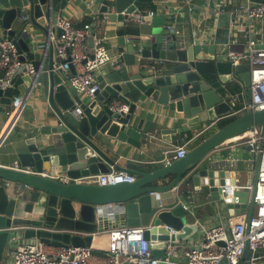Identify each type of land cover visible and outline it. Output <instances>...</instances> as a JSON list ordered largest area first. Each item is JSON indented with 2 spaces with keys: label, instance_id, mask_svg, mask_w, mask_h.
Wrapping results in <instances>:
<instances>
[{
  "label": "water",
  "instance_id": "95a60500",
  "mask_svg": "<svg viewBox=\"0 0 264 264\" xmlns=\"http://www.w3.org/2000/svg\"><path fill=\"white\" fill-rule=\"evenodd\" d=\"M69 1L16 0L9 7L0 6V38L11 40L19 54V65L12 71L9 85L0 90V105L12 106L28 93L27 101L38 84L40 95L53 113L46 125L38 124L30 136L10 143L15 160L26 171L0 166V261L11 237L53 246H91L103 232L134 226L145 227L144 238L152 257L164 258L168 241L189 242L201 236L194 216L200 203L207 200L205 204L224 207L230 216L246 214L248 232L263 141H258L255 151L252 145H245L246 158H253L245 159L244 167L225 163L219 154L213 155L216 148L254 127H259L264 136V109L237 113L231 98H225V91L217 87L219 82L239 79L248 100V66L232 65L226 52H220L215 44L181 48L173 43L163 48L164 17L146 16L145 21L152 24L151 43L141 56L163 62L153 64L145 74L129 73L124 67L103 70L95 77L98 90L94 97L80 98L62 83V71H55L57 64L48 39L60 33L51 22L55 14H62ZM151 1L134 0L119 20H127L131 12ZM107 12L104 4L100 13ZM32 29L46 36L42 52L36 51L39 44H34ZM93 33L90 25L86 52L90 56L94 51ZM128 48L132 50V45L128 44ZM45 53L48 61L41 67ZM150 102L165 112L167 127L161 132L171 135L166 139L168 144L175 136L197 142L185 156L162 159L148 171L131 161L120 166L102 150L105 141L98 135L138 146L127 128ZM113 103L126 104L127 112H119ZM233 115L232 121L215 129L220 120ZM139 123L137 128L141 129L142 118ZM111 169L130 173L135 180L96 185L65 183L57 177L78 178ZM238 170L246 171V178L238 177ZM180 185L197 193L187 201L192 204L189 207ZM186 195L190 198L192 192L187 190ZM93 254L99 255L94 249ZM251 259L252 264L263 261L264 249L252 251L246 241L240 263ZM223 264H227L226 260Z\"/></svg>",
  "mask_w": 264,
  "mask_h": 264
},
{
  "label": "built area",
  "instance_id": "2783aa9c",
  "mask_svg": "<svg viewBox=\"0 0 264 264\" xmlns=\"http://www.w3.org/2000/svg\"><path fill=\"white\" fill-rule=\"evenodd\" d=\"M189 1V0H188ZM254 2L251 0H207L209 12L213 15L215 23L211 28V35H216L217 20L225 10V4L230 3L231 15L237 14L246 19L248 23L262 21L264 19V0ZM178 2V1H177ZM182 2H180L181 4ZM183 5H187V0H183ZM188 7V6H186ZM167 20L163 23L162 44L163 48L176 43L178 47L185 48L193 45H208L205 37H195L184 31L179 25V9L166 6ZM189 9V8H188ZM153 9L147 12L137 9L129 14V21L137 24V31L124 35L126 41L136 40L135 51L139 57L143 49L149 47L151 35L145 36L142 33L140 23L145 21L146 16H154ZM107 13L92 14L90 25L107 21ZM52 25L60 30L56 36L50 35L49 41L52 43L54 54L57 58L55 70L60 69L63 73L62 83L68 89L73 90L82 98H93L98 90L96 82V71L104 64L112 60V56L105 44L106 37L94 31L93 55H87V37L89 27H77L69 19L57 16L52 19ZM1 33V32H0ZM194 34V30L191 31ZM251 37L245 46H237L235 43L227 42L221 44L222 50L226 52L227 59L232 65L244 63L249 69V99L243 103L239 112L256 111L264 109V32L263 30L250 31ZM1 37V35H0ZM188 37V38H187ZM33 38V37H32ZM19 54L13 42L7 38H0V90H4L9 85V77L19 65ZM163 60H158L161 64ZM28 69L32 73V67L28 64ZM28 93L19 98L7 112V120L2 128V134L7 133L6 128L10 125L12 118L26 102ZM243 93L232 95L231 101L235 105L239 102ZM123 114L128 107L123 103H113ZM147 139L154 138L152 133L144 130ZM247 133V135H246ZM245 134L234 138V141L243 145H252L253 151L257 150L258 141H263L264 136L260 135L259 127H254ZM174 158H181L188 152L186 144L177 145L174 150ZM245 160V159H244ZM242 160V161H244ZM251 161V157L247 158ZM231 163L230 159L224 160ZM12 169L26 171L15 162ZM65 183H87L96 185H115L122 182L131 183L135 176L125 171L111 169L107 173L87 175L78 178L67 176L59 177ZM251 188V187H250ZM249 188V189H250ZM254 209L249 222V229L246 232V214L227 219L224 223H217L207 227L201 238L188 245H178V243L168 241L165 248L164 258H154L148 248L149 242L144 238L145 227H123L107 231L108 246L106 257L94 255L92 246H65L47 245L38 240H27L19 243L17 237H11L7 247L13 245L9 258H2L0 264H171L175 250L181 248L184 262L181 264H252V259L245 263H240L245 242L248 241L249 249H264V146L262 149V162L259 169L257 182L254 190ZM216 205V204H213ZM199 211V210H198ZM199 214V212H198ZM198 214L194 216L197 220ZM228 226V229L227 227ZM7 251V250H6Z\"/></svg>",
  "mask_w": 264,
  "mask_h": 264
},
{
  "label": "crops",
  "instance_id": "0c3cea01",
  "mask_svg": "<svg viewBox=\"0 0 264 264\" xmlns=\"http://www.w3.org/2000/svg\"><path fill=\"white\" fill-rule=\"evenodd\" d=\"M16 0H0V6L5 5L9 7L10 4ZM134 0H70L67 5L62 10V14H55L54 18L57 16H62L69 19L77 27H85L90 25V20L92 14L100 13L103 5L106 4L107 12L109 18L105 22L94 24L93 29L97 33H101L106 37L105 44L112 56V60L104 64L100 69L96 71V77L102 73L103 70L107 72L114 69H119L124 67L127 72H139L145 74L149 72L150 67L157 63L158 60L152 58L139 57L135 51V46L137 41H126L124 35L132 28L128 27L130 24L129 19L119 20V15H121L133 2ZM178 1V2H177ZM180 2H182L180 4ZM207 0H187V5H183V0H152L146 6L139 8L147 12L150 9L155 11L154 16L164 17L163 23L167 20V13L165 7L168 5L171 8L179 9L178 23L188 34V37L194 35L195 37H205L210 44H215L217 49L221 52V44L231 42L235 43L237 46H245L251 37L250 31L253 30H263L264 32V19L262 21H254L248 23L246 19L237 14L231 15L229 8L232 4H225V10L221 13L219 19L217 20L216 35H211V28L215 23L213 15L209 12L207 7ZM188 6V7H186ZM189 8V9H188ZM222 20H226L227 24H222ZM137 27V26H136ZM143 35H151L152 24L150 22L140 23V27ZM132 30V29H131ZM194 30V34L191 31ZM31 36L33 37L34 44H39L36 51L42 52L44 49L43 44H46V36L36 29H32ZM187 37V38H188ZM128 44L132 45V50L128 48ZM207 46V45H206ZM53 59L57 64V58L53 51ZM47 53L40 60V66H44L47 63ZM56 68V67H55ZM54 68V69H55ZM57 72V70H55ZM43 75V72H41ZM63 76V73H62ZM63 78V77H62ZM41 80H38V82ZM36 85L34 91L29 95L27 101L22 104L23 106L12 118L10 125L6 128L7 133L2 134V128L4 127L6 120L8 118L6 112L12 106L0 105V166H8L12 168L13 164L17 162L14 158V153L11 151L10 143L19 137H27L32 134L36 129L35 127L39 124L47 123V119L52 117V110L48 106L47 101L43 96L40 95L39 89ZM217 87L225 91L224 97H231L235 94L237 88H241V93L243 97H240L239 102L245 103L246 101V88L244 84L239 79L232 78L227 83H217ZM39 88V87H38ZM72 94H76L73 90L69 88ZM245 91V92H244ZM82 98V97H80ZM144 110L140 115L134 117L132 125L127 128L129 137L139 143L138 146L131 145L130 143L119 141L116 138L104 137L103 135H98L103 141H105L101 148L102 150L116 163L120 166H124L127 162L131 161L137 163L141 170L148 171V168L162 160H172L175 159V152L173 151L177 145L186 144L187 150L196 144V142H188L185 136H175L172 138V143L168 144L166 139H169L171 135L169 133H162L161 131L167 126L164 124L163 112L156 104L148 103L147 106H143ZM166 115V114H165ZM143 119L141 129H138V124H140V119ZM217 126H215V129ZM144 130L152 133L154 138L147 139L145 137ZM233 140V139H231ZM245 145L239 144L234 141H227L213 152V155L219 154V157L223 162L226 159H230L231 163L235 166L244 167L246 163L244 159H247L244 153ZM245 156V157H244ZM253 157H251L252 159ZM244 160V161H242ZM18 163V162H17ZM241 179L246 178V171L240 173L238 170V177ZM179 190L182 192V198L185 200L187 207L189 204V199L195 196L197 193L191 191L192 189H187L184 185H180ZM192 192L190 198L187 197L186 192ZM207 199V198H206ZM208 203V200L204 203H200L197 212L198 218L194 220L198 223L201 229V235L203 231L217 223H224L226 225L227 219L230 217H237L242 214L228 215L227 210L222 208H215L213 204ZM215 204V203H214ZM228 229V226H226ZM122 228V227H121ZM200 237L193 241L198 240ZM27 239L18 238L19 243L25 242ZM193 241L180 242L178 245H188ZM91 246L94 250L99 253V256L105 254L106 248L108 246V233L103 232L102 234L96 236ZM13 247V245H12ZM11 246L7 247V251L3 256L4 259L9 258ZM105 250V251H104ZM173 261L171 264H181L184 262L183 256L181 254V248L175 250L173 256H170ZM132 264V263H123ZM259 264H264V260Z\"/></svg>",
  "mask_w": 264,
  "mask_h": 264
},
{
  "label": "trees",
  "instance_id": "16d2710c",
  "mask_svg": "<svg viewBox=\"0 0 264 264\" xmlns=\"http://www.w3.org/2000/svg\"><path fill=\"white\" fill-rule=\"evenodd\" d=\"M226 20H222V24H227V22H225ZM130 24L128 25V27H132L129 31H128V33L129 32H131V33H134V32H136L137 31V28H136V26H137V24L135 23V22H129ZM156 64V63H155ZM236 92L235 93H241L242 91H241V88H237L236 90H235ZM245 92V91H244ZM241 107H242V102H238V103H236L235 104V106H234V110L235 111H237V110H239V109H241ZM242 113V112H241ZM233 118H235V115H233V116H229V118L228 117H226V118H224V119H222V120H220L219 122L220 123H218V125H217V128H221V127H223L224 125H226L227 123H229L230 121H232L233 120ZM148 170H150V168H148Z\"/></svg>",
  "mask_w": 264,
  "mask_h": 264
},
{
  "label": "bare ground",
  "instance_id": "6f19581e",
  "mask_svg": "<svg viewBox=\"0 0 264 264\" xmlns=\"http://www.w3.org/2000/svg\"><path fill=\"white\" fill-rule=\"evenodd\" d=\"M146 22V21H145ZM47 61V60H46ZM100 69V68H99ZM229 118V117H228ZM234 119V118H233ZM220 123V122H219ZM246 135H247V133H246ZM27 241V240H26ZM105 251V250H104Z\"/></svg>",
  "mask_w": 264,
  "mask_h": 264
}]
</instances>
